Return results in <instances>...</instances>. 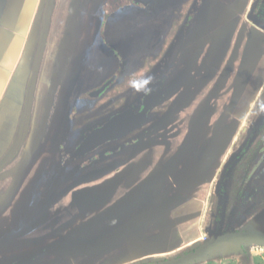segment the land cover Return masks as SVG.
<instances>
[{"label":"rangeland","instance_id":"374dc122","mask_svg":"<svg viewBox=\"0 0 264 264\" xmlns=\"http://www.w3.org/2000/svg\"><path fill=\"white\" fill-rule=\"evenodd\" d=\"M123 1L0 0V264L38 252L30 264H139L217 233L264 230V29L253 21L264 25V0ZM148 76L167 79L166 97L141 140H167L168 166L199 172L189 187L203 206L199 241L135 262L111 254L124 240L108 230L66 232L79 214L72 171L83 165L68 154L137 104ZM111 147L100 169L130 156ZM239 250L195 264H264V247Z\"/></svg>","mask_w":264,"mask_h":264},{"label":"crops","instance_id":"0c3cea01","mask_svg":"<svg viewBox=\"0 0 264 264\" xmlns=\"http://www.w3.org/2000/svg\"><path fill=\"white\" fill-rule=\"evenodd\" d=\"M222 36L228 39L231 35L223 33ZM216 73H212L206 86L216 82L213 79ZM231 80L228 75L227 81L222 82V93L230 91ZM135 133L124 137L126 141H109L100 148L101 151L98 149L100 153L96 155L86 154L80 158L83 165L72 171L81 179L74 190L77 203L72 200V206L79 210V214L76 216L74 213L73 222L66 232L76 228L86 234L108 230L106 238L124 240L111 250V254H121L119 260L136 262L145 256L173 253L179 250L177 248L199 241L198 211L203 202L199 199L198 185L189 187L192 185L190 178L198 177L199 172L190 167H185L184 171L176 161L175 165L168 166L167 153H173H166V147H169L167 140L155 141L145 148L148 143ZM132 138L139 140L133 142L130 150L128 144ZM113 143L115 146L121 144L130 156L111 168L100 169L96 165L111 155L113 150L107 149ZM92 162H95V167H92ZM88 199L91 200L87 202ZM83 202L86 203L83 205ZM238 248L242 251V247ZM108 252L103 250V254Z\"/></svg>","mask_w":264,"mask_h":264},{"label":"water","instance_id":"95a60500","mask_svg":"<svg viewBox=\"0 0 264 264\" xmlns=\"http://www.w3.org/2000/svg\"><path fill=\"white\" fill-rule=\"evenodd\" d=\"M255 23L264 29V25H262L258 19H255ZM104 88L102 90H104ZM101 91H98V93H101ZM163 96L164 91L159 82L154 85L152 90L146 96L144 108L141 112L136 113L134 110L129 109L115 115L102 127L92 131L73 156H83L108 141L120 139L132 133L147 122L149 111L160 103ZM254 244L264 245V230H236L221 232L213 235L210 239H207L204 243L191 252H188L186 255L166 260L161 258L152 259L151 261L146 260L139 264H195L225 248L235 245L241 246ZM42 253L44 254L45 252L43 251ZM38 254L39 252L13 264H30V261Z\"/></svg>","mask_w":264,"mask_h":264},{"label":"flooded vegetation","instance_id":"af4514ba","mask_svg":"<svg viewBox=\"0 0 264 264\" xmlns=\"http://www.w3.org/2000/svg\"><path fill=\"white\" fill-rule=\"evenodd\" d=\"M261 1V0H260ZM260 1H259V3H260ZM256 8H257V6L254 8V10H256ZM254 10H252V11H254ZM253 13H255V12H253ZM255 19H258L259 20V17H255V18H253V21H254V23H255ZM260 21V20H259ZM260 23H261V21H260ZM256 24V23H255ZM262 25H263V23H261ZM115 77H113V79H111L110 81H112V82H115L116 80L114 79ZM166 80L167 79H162V78H159V79H157L156 81H154L153 82V84H152V86L150 87V89L142 96V97H140L139 98V100H138V102H137V104H132L131 106H129L128 108H126L125 110H122V111H120V112H118V113H114V115L113 116H111L108 120H104V121H102V123L101 124H99L98 125V127H96V128H94V129H92V130H90V131H88L86 134H85V137L83 138V140L78 144V146L76 147V149L74 150V151H72L70 154H68V156L69 157H72L74 160H76V161H79L80 160V158L82 157V156H78V157H74L73 155H74V153L76 152V150L81 146V144L83 143V141L86 139V137L92 132V131H94L95 129H98V128H100V127H102L104 124H106L112 117H114L115 115H117V114H120V113H122V112H124V111H126V110H134L136 113L137 112H141L142 110H143V108H144V101H145V98H146V96L149 94V92L152 90V88L154 87V85H156L157 83H161V88H162V90L164 91V96H163V98L161 99V101H160V103L162 102V100L163 99H165V97H166V90H165V88L163 87L164 85H165V83H166ZM109 81V82H110ZM128 82L129 83H133V80H128ZM104 86V85H103ZM147 86H149V85H147ZM146 86V87H147ZM107 87V86H106ZM106 88H104V90H105ZM99 91V90H98ZM98 91L96 92V93H94V97H96V96H98L97 94H98ZM144 90H142L141 91V94H142V92H143ZM141 94H140V96H141ZM99 96H101V95H99ZM98 96V97H99ZM97 97V98H98ZM159 103V104H160ZM158 104V105H159ZM158 105H156L154 108H152V110L151 111H149V113H148V120H147V122L145 123V124H143V125H141L139 128H137L134 132H136V133H140V134H137V136H140V137H142V135H144V134H152V133H154V131H151V129L149 128V126H147V125H149L150 124V122H154V120H153V117H152V113H153V110H155L156 109V107H158ZM144 127H147V129H146V132H143V130H141V129H143ZM134 132H132V133H134ZM143 132V133H142ZM131 134V133H130ZM129 135V134H128ZM127 136V135H126ZM126 136H124V137H126ZM158 136V135H157ZM124 137H122V138H120V140L121 139H123ZM161 138H162V135H161ZM133 140H132V142L130 143V144H128V146L129 147H131V145L132 144H134L133 142H137L139 139H134V138H132ZM118 139H114L113 141H117ZM112 141V140H111ZM109 143V141L108 142H106L105 144H103V145H101V146H99V148H97V149H95V150H92V151H90V152H88V153H86L87 155L89 154V155H96L97 153H100L99 151H101V149L100 148H102V147H104L105 145H107ZM114 144V143H113ZM117 146L118 147H116V151L115 152H120V153H123V152H125L126 153V151H125V148L123 147V146H121V144L119 145V144H117ZM98 149H100L99 151H98ZM108 153V152H107ZM85 154V155H86ZM84 156V155H83ZM98 157H100V156H98ZM94 159V157L92 158V161H94L93 160ZM74 170V169H73ZM74 175V174H73ZM70 209H71V207H70ZM66 212H69L67 209H66ZM62 216H64V214H63V212H62ZM64 218H65V216H64ZM63 219V218H62ZM59 220V217L56 219V221H55V223H57V221ZM55 223H53V225L55 224ZM81 229V228H80ZM76 231H78L79 233H80V230H79V228L78 229H74L73 231H70L71 233H68V234H72V235H74V233H76ZM256 245H261V244H254L253 246H256ZM261 246H263V245H261Z\"/></svg>","mask_w":264,"mask_h":264},{"label":"trees","instance_id":"16d2710c","mask_svg":"<svg viewBox=\"0 0 264 264\" xmlns=\"http://www.w3.org/2000/svg\"><path fill=\"white\" fill-rule=\"evenodd\" d=\"M118 2V0H107V6H108V4L109 3H112V2ZM126 1H130V0H125V1H123V2H125L126 3ZM133 1V0H132ZM189 20H193V18H192V16H190V18H189ZM152 86V83H150L149 84V86H147L146 88H147V90H144L143 92H142V94H141V96L140 97H142L149 89H150V87ZM92 97V96H91ZM95 98V97H94ZM225 190L223 189V192H224ZM236 246H238V245H235V246H231V247H236ZM253 245H241L240 247H242V250L244 251V253L247 255V256H250L249 254H248V251H249V249L252 247ZM231 247H228V248H231Z\"/></svg>","mask_w":264,"mask_h":264},{"label":"clouds","instance_id":"9594fccd","mask_svg":"<svg viewBox=\"0 0 264 264\" xmlns=\"http://www.w3.org/2000/svg\"><path fill=\"white\" fill-rule=\"evenodd\" d=\"M152 77L148 76L145 77L140 83H141V88H137V91L140 90H147L146 86L149 85L151 83ZM135 88V84L133 85Z\"/></svg>","mask_w":264,"mask_h":264},{"label":"built area","instance_id":"2783aa9c","mask_svg":"<svg viewBox=\"0 0 264 264\" xmlns=\"http://www.w3.org/2000/svg\"><path fill=\"white\" fill-rule=\"evenodd\" d=\"M256 247L258 248V247H264V245L263 246H261V245H256Z\"/></svg>","mask_w":264,"mask_h":264}]
</instances>
